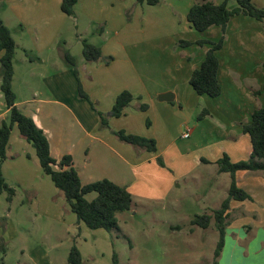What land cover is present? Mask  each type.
<instances>
[{
  "label": "crops",
  "instance_id": "0c3cea01",
  "mask_svg": "<svg viewBox=\"0 0 264 264\" xmlns=\"http://www.w3.org/2000/svg\"><path fill=\"white\" fill-rule=\"evenodd\" d=\"M195 1L197 0H159L156 5L148 6L137 4L134 0H77L74 14L65 15L60 9L61 0H0L2 22L10 32L13 27L19 32L20 37L29 38L27 41L18 37L19 41H17L11 32L16 45L12 80V89L16 96L15 104L43 130L49 142L50 153L54 158H59L64 154L72 156L73 166L82 183L107 178L125 186L132 197L165 201L170 192L178 187V190L174 191V197L171 198L173 202L171 204L174 210L181 211L180 203L185 190L176 183L196 172L197 176L203 179L198 184L205 183L204 187L200 186L203 189V197L212 201V196L220 187L221 194L217 197L218 203L220 204L227 197L231 176L228 172H219L215 161L223 154H227L231 161L245 160L251 153V144L248 136L242 132V125L249 121L254 109L264 105L261 92L264 61V23H261L262 21L258 23L259 20L241 13L229 18L224 29L225 44L223 43V46L216 50L219 61L218 80L221 85V93L217 97L199 95L190 87L191 91L186 90L188 99H183L178 94L177 85L172 84L160 85L153 91H147L143 87L144 93L148 96V100L143 101L147 104L146 110H142L147 116L143 123L139 108L143 102L140 100L131 101L121 116L110 115L115 96L124 89L133 94L131 86V89L127 86L122 89L107 86L103 88L104 82L91 76L93 82L102 85L100 86L101 97H94L93 94L90 96L91 94L86 91L89 100L79 98L77 80L68 63L69 69L59 71L53 76V82L47 83L52 94L39 98L37 88L30 86L31 77L37 76L46 80L42 73L33 71V64L35 61H45L43 53L50 51V47L54 46L59 39L61 40L62 27L67 17L73 16L77 20L81 13H86L95 20L105 19V22L115 20L114 26L125 27L127 33H132V26L128 25V14L134 13L137 6H140L141 11L148 13V17L144 18L146 29H160L168 22L169 30L168 32L167 30L162 31V35L165 37L168 34L167 38L171 45H175L180 39L192 42L185 47L177 46L180 48L181 57L189 61L196 58L192 62L194 64L191 63L188 71L185 72L183 80L190 86L189 78L192 71L199 66L210 47L209 44L199 46L194 42L201 38L216 41L222 33L220 26L213 25L203 31L212 36L194 35L189 38L188 34H193L195 29L187 21L186 13ZM210 1L217 4L223 0ZM232 5L231 8L236 6L234 3ZM78 25L77 23V27ZM231 27L235 29L232 30ZM84 31H87V28ZM99 32L103 34L106 31H103L101 27ZM79 35L82 38L81 32ZM230 39H234L235 45L240 49H237V55L234 56L233 51L229 53L230 58H227L225 57V46ZM193 45L199 47L198 52L188 51L193 50ZM17 50L22 51V55L15 59ZM24 50L32 59L25 55ZM58 51L64 58L66 50L59 47ZM15 61L28 64L31 70L25 81L27 95L24 98H19V93L17 94L14 89V78L17 71ZM82 62H86L84 57ZM120 72L121 76L132 74V71ZM88 76H90V71ZM163 92L172 93L173 99L171 101L159 100L158 95ZM225 93L235 94V97L224 99ZM142 96L143 94H139V97ZM100 98L104 99L105 103ZM44 103L48 105L41 108ZM3 104L5 110L0 112V121L4 119L6 113L8 114L5 102ZM186 107L190 111L178 121L177 132L181 136L182 132L187 130L188 139L197 134L202 135V139L196 144L193 142V145H180L171 130L172 115ZM230 107L238 109L237 118L234 113L231 114ZM202 110L205 112L199 118ZM98 111L106 116L109 127H99ZM231 115L237 120L233 117L228 118ZM61 121L67 123V127L60 125ZM74 124L78 127L77 131L72 128ZM113 130H123L127 133L153 138L156 141V151L151 152L138 147L135 149L134 146L120 141L113 134ZM214 131L218 132L217 136H214ZM32 150L30 143L24 141L19 133L11 131L4 162L22 159L25 155L29 161H32L34 157L37 158ZM159 158L163 162L162 165L158 161ZM4 162L2 163L3 172ZM223 173L229 174V181L225 185L212 180L214 177L220 178ZM164 178L168 179V184ZM235 179L239 187L250 193L251 199L231 201L230 209L241 206L243 210L237 213L240 222L231 223V225L227 223L225 227L223 247L228 242L231 250L226 257L223 256L224 252L220 253L217 257V264H264V210L261 207L264 205V199L261 204L253 205L257 196L264 195V191L254 192L256 189L264 188V172L239 170L235 172ZM136 184L141 185V190L138 192L131 189V185ZM163 205L165 206V202ZM230 209L229 215L231 214ZM186 219L191 220L192 217L187 215ZM249 220L256 221L250 223L255 229L251 231L252 233L241 232V226ZM249 228L250 226L247 227Z\"/></svg>",
  "mask_w": 264,
  "mask_h": 264
},
{
  "label": "rangeland",
  "instance_id": "374dc122",
  "mask_svg": "<svg viewBox=\"0 0 264 264\" xmlns=\"http://www.w3.org/2000/svg\"><path fill=\"white\" fill-rule=\"evenodd\" d=\"M252 1L256 6H264V0ZM232 3L236 5L234 0H230V8L233 6ZM137 7L134 13L130 11L132 14H128V25L132 26V33H127L125 27L114 26L115 20L108 22H105V19L95 20L86 13H81L77 20L73 16L67 17L62 27L61 40L59 39L54 46L50 47V51L43 53L45 61H35L33 64V71L42 73L46 78L44 81L37 76L31 77L30 86L37 88L39 92L37 96L45 98L52 94L47 83H52L53 76L59 71L69 69L67 62L58 51L61 47L75 57L78 78L81 85L83 84L82 89L85 93L87 91L91 94L90 96L93 94L94 97H101L100 86L102 85L93 82L92 76L104 82L103 88L107 86L122 89L131 86L134 92L132 102L148 100L144 89L153 91L165 84L177 85L180 98L188 99L186 90L191 91V86L183 80L185 72L196 58L189 61L181 57L178 45L169 43L168 34L163 37L162 31L169 30L168 22L160 29H146L144 18L148 17V13L141 11L140 6ZM257 22L260 23V21ZM101 27L103 31H106L103 34L99 32ZM86 28L87 31H84ZM231 29L234 30L235 27ZM11 32L17 41H19L18 37L29 41L27 36L20 37L19 32L13 27ZM194 35L212 36V34L208 35L206 32L201 33L195 30L193 34H188L189 38ZM233 37L236 39L235 36ZM83 38L100 46L101 58L86 61L85 64L82 62ZM235 44L234 39H230V42L226 44L225 57L230 58L229 53L233 51L234 56L238 54L237 49L240 48ZM192 47L193 50L188 51H199L198 46ZM21 55L22 51L17 50L15 59ZM109 56L111 59L108 58ZM15 66L17 71L14 89L17 94L19 93V98H24L27 95L25 81L31 71L30 66L20 61H15ZM89 71L90 76H88ZM120 71H132V74L121 76ZM139 94L143 96L139 97ZM233 97L235 94L225 93L224 99ZM100 99L105 103L104 99ZM3 103L4 98L0 91V112L5 110ZM46 105L48 103L40 106L42 108ZM20 106L26 107L24 104ZM229 109L237 118L238 109L234 107ZM189 111L186 107L171 117L172 134L176 136L180 145H193V142L196 144L202 139L200 134L188 139L177 132L178 121ZM140 115H142L143 123L147 118L145 111L141 110ZM235 116L231 115L228 118L233 117L237 120ZM4 119L8 120L7 113ZM60 125L67 127V123L63 121ZM72 128L78 130L75 124ZM12 131L19 133L15 125ZM214 133V136H217L218 132L214 131ZM32 149L34 155L35 150L33 147ZM36 159L34 157L32 161H29L25 155L22 159L4 162L3 175L9 186L14 188V195L10 201L6 198L7 192L0 194V260L3 258L5 264H66L67 254L72 244L79 249L82 264H112L113 253H116L119 264H212L214 249L219 239L213 217L208 227L201 228L191 225L186 216L190 215L193 218L196 214L212 213L213 209L220 206L217 197L221 194V187L212 196V201L207 200L202 196V187L205 183L198 184L203 179H200L196 172L176 183L185 190L180 203L181 211L174 210L173 202H171V198L175 195L174 191L178 190V187L170 192L166 201L133 196L131 208L116 214L118 228L105 231L101 228L90 229L77 219L62 192L54 186L49 176L42 173ZM164 180L168 184V179L164 178ZM212 180L225 185L229 181V174L223 173L220 178L214 177ZM131 189L138 192L141 190V185H131ZM262 191L264 188L256 189L254 192ZM86 197L91 200L95 197V193H89ZM257 197L253 204L255 206L261 204L264 195ZM261 207L264 210V205ZM241 210H243L241 206L230 209L228 225L240 222L237 213ZM252 222L256 221L249 220L243 224L241 232H251L255 229L250 224ZM248 226L250 230L247 229ZM225 244L227 245H224L220 252L221 254L224 252V257L228 256L231 250L228 242Z\"/></svg>",
  "mask_w": 264,
  "mask_h": 264
},
{
  "label": "trees",
  "instance_id": "16d2710c",
  "mask_svg": "<svg viewBox=\"0 0 264 264\" xmlns=\"http://www.w3.org/2000/svg\"><path fill=\"white\" fill-rule=\"evenodd\" d=\"M137 4L149 6L156 5L159 0H134ZM236 6L229 7V0L220 3H213L210 0H197L187 10L186 19L197 31L203 32L210 26H220L222 33L218 40L213 41L201 38L194 43L201 46L209 44L201 63L195 68L189 78V84L199 95L217 97L221 93V85L218 80L219 61L216 50L223 46L225 36L224 29L229 18L236 14H244L264 23V6H256L252 0H234ZM77 0H61L60 9L65 15L74 14V6ZM185 47L192 42L180 39L176 43ZM15 41L9 28L0 18V91L3 95L5 106L8 110V120L0 123V194L7 192V200L14 195V188L6 182L2 171V163L6 158V148L13 126L22 138H24L35 150L38 162L43 174L49 176L54 186L59 189L70 210L90 229H104L110 231L118 228L116 214L131 208L132 195L125 186H121L107 178H101L88 183H82L76 169L73 166V158L64 154L54 158L49 149V142L43 130L36 125L34 120L25 114L16 104V96L12 89L13 80V56L15 53ZM25 55L28 52L24 50ZM82 55L86 61H95L101 58L100 46L82 39ZM65 61L72 67L73 74L77 80V95L79 98L89 100L88 95L83 91L76 70V59L69 52H64ZM111 59V56L108 57ZM263 76L261 92L264 96V61L262 63ZM134 99L133 94L124 89L114 98L110 115L119 117L125 108ZM93 105V104H91ZM139 108L146 110L147 104L141 103ZM201 111L200 116L204 114ZM99 127H109L106 116L98 111ZM148 124V120H146ZM113 134L122 142L134 147L143 148L151 152L156 151V141L139 134L127 133L123 130H113ZM242 132L248 136L251 144V153L245 160L231 161L227 154H223L215 161L219 172L230 173L231 180L227 191V197L222 200L220 206L212 210V213L196 214L190 224L206 228L213 217L215 227L219 233V239L214 249L212 264H217L224 244L225 227L229 216L231 201H243L251 199L250 193L237 185L235 172L239 170H260L264 172V105L252 111L249 121L242 125ZM162 165L161 159H158ZM208 162V161H206ZM95 193V197L89 200L86 195ZM0 264H5L3 258ZM66 264H82L81 253L75 244H72L67 254ZM112 264H119L116 253L112 255Z\"/></svg>",
  "mask_w": 264,
  "mask_h": 264
},
{
  "label": "water",
  "instance_id": "95a60500",
  "mask_svg": "<svg viewBox=\"0 0 264 264\" xmlns=\"http://www.w3.org/2000/svg\"><path fill=\"white\" fill-rule=\"evenodd\" d=\"M158 99L161 101H171L173 99V94L170 92H163L158 95Z\"/></svg>",
  "mask_w": 264,
  "mask_h": 264
},
{
  "label": "built area",
  "instance_id": "2783aa9c",
  "mask_svg": "<svg viewBox=\"0 0 264 264\" xmlns=\"http://www.w3.org/2000/svg\"><path fill=\"white\" fill-rule=\"evenodd\" d=\"M183 137H188V133L185 131V132H182L181 134Z\"/></svg>",
  "mask_w": 264,
  "mask_h": 264
}]
</instances>
